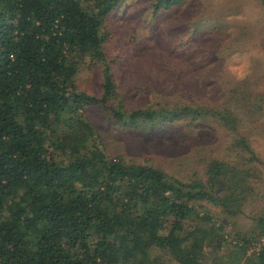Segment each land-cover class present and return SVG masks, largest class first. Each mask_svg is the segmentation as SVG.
<instances>
[{
  "label": "trees",
  "instance_id": "trees-1",
  "mask_svg": "<svg viewBox=\"0 0 264 264\" xmlns=\"http://www.w3.org/2000/svg\"><path fill=\"white\" fill-rule=\"evenodd\" d=\"M119 1L0 0V264H163L153 251L178 264H219L205 248L224 242L234 247L224 264H264V246L247 254L264 233V212L247 235L225 232L201 210L206 201L234 216L254 194L256 170L246 163L255 154L244 137L234 144L249 154L245 163L211 160L205 180L182 181L107 155L86 118L88 105L124 125L190 111L127 108L107 66L100 96L78 88L83 62L105 63L103 21ZM202 112L230 130L239 124L226 107Z\"/></svg>",
  "mask_w": 264,
  "mask_h": 264
},
{
  "label": "rangeland",
  "instance_id": "rangeland-1",
  "mask_svg": "<svg viewBox=\"0 0 264 264\" xmlns=\"http://www.w3.org/2000/svg\"><path fill=\"white\" fill-rule=\"evenodd\" d=\"M155 2L117 3L103 21L105 63L83 62L77 85L100 96L107 66L127 108L179 111L187 106L190 111L126 125L109 121L96 105H88L85 116L99 130L107 155L155 166L182 181L205 180L211 160L244 162L249 154L234 144L244 137L255 154L246 163L256 170L251 179L254 194L234 216L206 201L201 210L218 218L225 232L249 235L257 215L264 212V3L181 0L156 9ZM241 70L249 74L238 80ZM223 107L239 117L235 129L202 112ZM254 240L247 254L264 246V233ZM229 245L206 247L207 259L216 254L222 261L232 258L234 247ZM153 253L163 264H178L169 255Z\"/></svg>",
  "mask_w": 264,
  "mask_h": 264
},
{
  "label": "clouds",
  "instance_id": "clouds-1",
  "mask_svg": "<svg viewBox=\"0 0 264 264\" xmlns=\"http://www.w3.org/2000/svg\"><path fill=\"white\" fill-rule=\"evenodd\" d=\"M248 74H249V73H248L247 71H245V70H241V71L237 72L236 78H237L238 80H242V79H244Z\"/></svg>",
  "mask_w": 264,
  "mask_h": 264
}]
</instances>
